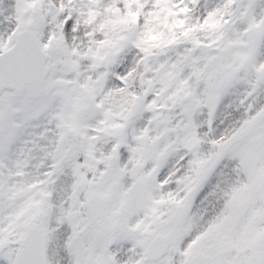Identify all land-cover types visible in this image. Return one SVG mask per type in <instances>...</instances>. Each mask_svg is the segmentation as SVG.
Masks as SVG:
<instances>
[{
	"label": "snow or ice",
	"instance_id": "6c2138e0",
	"mask_svg": "<svg viewBox=\"0 0 264 264\" xmlns=\"http://www.w3.org/2000/svg\"><path fill=\"white\" fill-rule=\"evenodd\" d=\"M0 264H264V0H0Z\"/></svg>",
	"mask_w": 264,
	"mask_h": 264
}]
</instances>
